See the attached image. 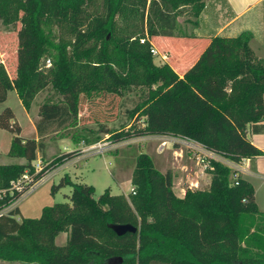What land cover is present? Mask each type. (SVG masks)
Masks as SVG:
<instances>
[{
    "label": "trees",
    "instance_id": "trees-1",
    "mask_svg": "<svg viewBox=\"0 0 264 264\" xmlns=\"http://www.w3.org/2000/svg\"><path fill=\"white\" fill-rule=\"evenodd\" d=\"M203 7L204 0H0L4 22L20 23L13 79L0 60V104L15 91L28 111L48 85L60 96L39 107L36 139L20 137L11 109L0 112V130L14 135L8 156L24 160L0 166L1 261L107 264L120 257L121 264H264V211L252 185L220 161H209L208 185L187 188L183 198L174 194L172 172L159 171L148 155L139 154L130 199L109 189L95 199L92 186L72 183L66 175L53 191L70 186L69 203L43 208L38 219L17 220L19 209L11 208L29 187L78 155L75 150L41 162L34 174L32 164L49 135L81 140L71 130L80 125L82 107L107 100L109 117L133 88L140 89V99L128 117L142 128L109 132L112 143L172 134L235 165L263 155L248 137L264 131V58L252 51L250 32L209 39L182 76L165 52L163 63H154V40L193 38L178 36L177 18L187 8L195 29ZM98 119L93 118L99 124ZM82 140L100 142L84 135ZM26 174L29 185L11 190ZM112 224H130L138 232L118 237ZM61 233L67 234L66 244L57 246Z\"/></svg>",
    "mask_w": 264,
    "mask_h": 264
},
{
    "label": "rangeland",
    "instance_id": "rangeland-1",
    "mask_svg": "<svg viewBox=\"0 0 264 264\" xmlns=\"http://www.w3.org/2000/svg\"><path fill=\"white\" fill-rule=\"evenodd\" d=\"M186 9L184 8V13L177 18L178 36H184L194 30L192 25L188 23L189 20L193 21L194 18L189 12L185 11ZM4 20V18L0 17V60L4 67H6L5 69L9 78L13 79L15 77V68H17V33L20 29V23H17L15 27H11ZM163 60L158 55L154 56V63L156 65L162 64ZM44 65L45 68L50 67L51 61L46 60ZM97 87L93 85L90 88L93 90L92 92H95ZM139 90L138 88H133L131 91L124 93L122 99L118 101L120 107L116 106L117 104L115 103L112 108L113 115L109 117H105L109 108L107 100L103 102L99 101V106L92 107V109H86L88 107L84 105L81 111L82 119L79 127L71 130V132H78L81 135V140H56V135L48 136L45 150L37 153L36 160L32 164L34 174L40 171V168H37V166H40L41 162L49 161V159L51 160L55 156H60L80 148L78 155L55 170L50 171V173L48 172L22 194L11 206V208L18 207L19 209V215L16 217L17 220L22 218L38 219L41 216L43 208L58 203H69L67 197L70 196L72 191L70 186L59 187V189L53 191V187H58L61 179L66 175L70 177L72 183L92 186L95 192V199L100 198L107 189H109L110 194L113 196L124 195L130 199V196H132L131 179L133 178L136 158L139 154L148 155L159 171L170 170L172 172L173 188L177 195L183 194L187 188L194 189L206 186L210 176L207 175L208 173L204 175H200V171L198 173L200 169L196 164L192 152L184 145L178 143V141L169 138L175 135H162L167 138L140 136L124 139L118 143L111 142L112 134H109V132H137L139 128H142L141 121L137 119L135 121L129 120L128 117V112L139 102ZM59 99L60 96L57 91L51 85H48V87L34 96L30 109L26 111L18 99L16 92L9 91L6 101L0 104V112L5 108L11 109L17 125L21 128L20 137L24 139H36L37 135L34 124L38 119L39 107L45 102H57ZM98 117L99 124L93 120V118ZM83 135L87 138H97L101 143H109L110 148L102 155H90L89 146L91 145L83 142ZM13 136L8 131L0 130V166L24 163L22 159L8 156ZM165 139H168L171 143L169 142L163 148H159ZM29 183V178L28 180L20 179L12 182L10 189L21 191ZM258 199L260 203V192ZM8 210L10 209H6L2 213ZM55 244L57 246H64L66 244V234L61 233L56 238ZM0 264L12 263L0 260Z\"/></svg>",
    "mask_w": 264,
    "mask_h": 264
},
{
    "label": "crops",
    "instance_id": "crops-1",
    "mask_svg": "<svg viewBox=\"0 0 264 264\" xmlns=\"http://www.w3.org/2000/svg\"><path fill=\"white\" fill-rule=\"evenodd\" d=\"M198 20V27L186 34L193 38H156L154 40L153 48L159 54L158 56L162 58V52L169 54L167 56L170 65L179 76H182L196 61L209 39L214 37L231 38L243 32H250L252 51L257 57L264 58V0H204V7ZM248 137L263 155L242 160L241 164L236 165L235 171L244 181L252 185L256 205L260 211H264V131ZM79 149L76 150L79 151ZM209 182L210 179L206 185ZM259 192L261 193L260 203ZM174 194L183 198L185 192L181 195L175 192Z\"/></svg>",
    "mask_w": 264,
    "mask_h": 264
},
{
    "label": "built area",
    "instance_id": "built-area-1",
    "mask_svg": "<svg viewBox=\"0 0 264 264\" xmlns=\"http://www.w3.org/2000/svg\"><path fill=\"white\" fill-rule=\"evenodd\" d=\"M141 43H143V41H141ZM151 53L153 54V56L159 55L154 48L151 49ZM162 58H163V56H162ZM156 137L167 138L166 136H156ZM169 138L174 140V141H178V143L184 145L187 149L190 150V152H192L193 156L195 157L196 164L199 166L200 175L207 174V170L210 169V166H209L210 160L220 161V162L226 164L227 166L231 167L233 170L236 169L235 164L230 163V162L222 159L221 157H219L215 153L211 152L210 150H207L202 144H200L196 141L190 140L188 138L180 137V136H174V137H169ZM169 142L170 141L168 139L167 140L165 139L164 141H162V144H160L159 148H163ZM109 148H110L109 143L97 142V143L89 146V150L91 151L90 155L91 154L92 155H96V154L102 155L105 152H107V150ZM37 168H40V166L38 165ZM22 180H28V174L23 175Z\"/></svg>",
    "mask_w": 264,
    "mask_h": 264
},
{
    "label": "water",
    "instance_id": "water-1",
    "mask_svg": "<svg viewBox=\"0 0 264 264\" xmlns=\"http://www.w3.org/2000/svg\"><path fill=\"white\" fill-rule=\"evenodd\" d=\"M110 230H113L114 234L118 237L123 236L127 233L130 234H134L137 231V229L130 225V224H125V225H120V224H112V225H108ZM122 263V259L119 257L117 258H111L107 261V264H121Z\"/></svg>",
    "mask_w": 264,
    "mask_h": 264
}]
</instances>
